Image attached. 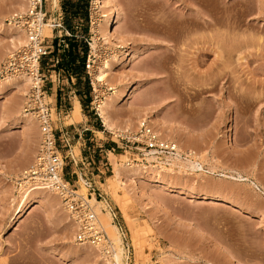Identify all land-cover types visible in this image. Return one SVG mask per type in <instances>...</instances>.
I'll use <instances>...</instances> for the list:
<instances>
[{"label": "rangeland", "instance_id": "obj_1", "mask_svg": "<svg viewBox=\"0 0 264 264\" xmlns=\"http://www.w3.org/2000/svg\"><path fill=\"white\" fill-rule=\"evenodd\" d=\"M21 1L0 0V25L8 22L14 12L21 11L17 6ZM116 1L121 9V33H114L111 42L95 39L92 27L103 17L93 0L88 3V18H78V22L76 17L71 18L72 25H77L74 31L70 30L72 35L51 27L49 36L44 27V34L50 37L47 43L55 48L43 62L47 69L57 71L49 72L57 84L49 93L54 94L55 100L50 96L47 100L52 103L56 127L63 132L67 127L70 132L62 135L67 140L60 142L66 179L86 195L89 187L81 188L83 176L108 201L112 221L124 235L128 264H264V193L244 180L245 177L237 180L235 172L229 169L235 166L247 178L264 181V6L260 15L258 9L254 10L258 0L208 1L221 18L231 17L239 23L250 24L240 25V36L249 40L232 57L234 75L240 76V84L233 83L227 89L228 84L221 88V84L206 82L217 72L215 53L198 56L186 39L185 35L228 33L221 24L213 29L197 26L189 29L187 15L197 14L198 3L191 8L186 0ZM47 8L49 14L54 15L59 3L54 9L49 0ZM184 25L188 30L179 32ZM57 35H61L58 43ZM13 36L7 29L0 32V52L5 51L0 55V62L16 48L4 50L12 44ZM175 36L180 38L176 40ZM171 42L177 47L176 51L171 49ZM84 44L88 45L87 53L93 54L91 74L101 97L113 92L114 89H109L113 83L100 82L94 74L111 53L117 56L110 75L132 85L131 96L116 107L120 118L113 129L103 125L96 114L91 103L94 92L86 70L78 79L72 66H65L73 56L77 59L74 65L79 64L84 56ZM244 50L253 54L249 60L237 61L235 54H244ZM134 52L138 53L136 57H133ZM27 89L28 85H18L0 94V264H109L98 247L96 250L94 247L76 248V224L64 209L60 196L53 191L40 192L33 209L20 220H12L16 206L12 199L19 188L18 179L33 163L41 136L34 116L22 117L16 113L18 108L23 110ZM77 100L82 118L72 123L68 118ZM140 104L156 107L159 120L156 124L150 121L163 137L187 147L179 162H173V154H156L159 158L149 159L141 142L132 143L138 122L146 118L145 113L139 112ZM84 127L93 129L97 136L88 129L81 133ZM122 128L130 129L128 143L113 134ZM224 133L228 138L232 136L233 144L227 142ZM184 141L192 144L187 146ZM97 143L104 144V151L96 148ZM107 145L115 157L105 150ZM192 145L200 152L203 171L182 165ZM165 156L173 165L161 167L160 161ZM129 162L139 164L140 171L136 175L128 173L127 185L122 186L115 169ZM209 166H215L216 172H208ZM223 172L229 174L231 180L223 179L220 176ZM174 185L177 188H172ZM213 188L224 192L229 203L213 202L203 196L213 192ZM181 190L191 191L190 195ZM102 209L107 211L104 206ZM109 232L112 235L111 230ZM219 243L221 249L226 246L236 259L218 252Z\"/></svg>", "mask_w": 264, "mask_h": 264}, {"label": "bare ground", "instance_id": "obj_2", "mask_svg": "<svg viewBox=\"0 0 264 264\" xmlns=\"http://www.w3.org/2000/svg\"><path fill=\"white\" fill-rule=\"evenodd\" d=\"M93 1H94L95 6L97 8L99 7V14L101 15V17L104 18V19L103 18L97 19L95 21L94 26L92 27V30L95 33V39L98 40L100 38H103L104 41L111 42L110 37L114 33H121L120 21H121L122 16H121V11H120L121 10L120 6L116 0H93ZM208 1L209 0H186V5L191 7V8L195 7L194 6L195 3H198V6H196L197 7V14L187 15L188 17H187L186 23H188L189 29L191 26L203 27L205 29H213L217 25L221 24V25H224L226 27L228 33L227 34H221L219 36H213L210 34H206V35L202 34L200 36H197L196 34H194V35H189V36L185 35V36H186V39L189 41V44L191 45V47L193 45V49H194L193 52H195L196 55H198V56H209V55H211V53H215V55H216V58H217L216 64L218 65V68L216 70L217 72H215L216 73L215 76L207 78V81H206L207 84L208 83L214 84V85L221 84V88L227 87L226 84H228L227 89H229V86L233 83L240 84V80L238 78L240 76L235 77V75H234L235 70L232 67L233 66L232 63L234 62V61L232 62V57L234 56V52L235 51L237 52L241 48L242 45H244V44L247 45L248 40H249L245 36H240L238 31H239V29H241L240 25L246 24V26H249L250 24H249V22H243V23L240 22L241 23L240 24L238 20L232 19L231 17L229 19L226 18V20H225V18L224 19L221 18L210 8ZM28 2H29V0L21 1V3L17 5L19 7L18 10H20V9H21V11L25 10L28 6ZM256 2H259V3H254V10L258 9L259 12H257V13H259L261 15V13H263L264 0H258ZM52 6L54 9H56L58 7V0H52ZM176 25H178V24H176ZM185 25H187V24H185ZM185 25H184V27L178 29L179 32L184 31V29L188 30V28L185 27ZM6 29L9 30L11 32V34L14 35L11 38L12 44L11 45L9 44V46H7L4 49V50H6V52L11 50V48H13V47H19V46L23 45L24 43H26L27 37H26L23 29L12 25V23L2 22L0 25V32H4ZM45 29H46L45 32H47V34L50 36V34H51L50 23L45 25ZM181 35H182V33H181ZM176 36H175L176 40L178 38H180V37L177 38ZM186 39L184 41L187 42ZM199 42H202V43H199ZM198 43L201 45H199ZM93 44L95 45V43H93ZM172 44H173V47L171 49L176 51L177 47H175L173 42H171V45ZM247 51L249 52V50H247ZM244 52H245V50H244ZM3 53L0 52V55ZM111 54L112 55L108 59H105L104 61H102L100 66L98 65V68H97L94 75L96 76L95 78H97V80L100 82L112 81V83H113V85H111V88L114 89L113 92L108 93V94H104V97L99 98V100L97 102L98 103L97 104L98 112H99L100 116L102 117L104 123L107 125V127L113 129L114 127H116V122H117L116 120L120 118V117L119 118L117 117L116 107H117L118 103H120V101H122L125 97L129 98L131 96L132 85L130 82L121 83L120 78L117 79V76H116V78L113 77L114 79L112 78V75H110L111 74V72H110L111 66H112V62L115 59V57L117 56V54H113V53H111ZM137 54H138L137 52H134L133 57H136ZM252 54L253 53H246V52L243 54V52H241V53H238L237 56L235 54V58L237 61L249 60V56ZM155 63H157V62H155ZM235 69H236V67H235ZM18 85H26L27 86L28 82L23 77H9L7 79L0 80V94L4 93L6 90L17 87ZM55 87H57L56 83H55ZM49 96L53 100H55L54 94L49 95ZM240 96H242V95H240ZM150 106L151 105L140 104L138 106L140 109L139 112L145 113V117L149 118V120L151 119V121L154 122V124H156V122L159 119L155 113H156V111L158 112V110H156V107H155V109L154 108L152 109V106L151 107ZM80 108H81L80 107V101L77 100L74 103V107L72 109V114L68 120L69 122L73 123V122L79 121L80 118H82ZM16 113H17V115L22 116V117H29L30 116L29 114L24 113L23 110L21 111L20 108L17 109ZM163 123L165 124L164 121H163ZM122 130H124V129L122 128ZM128 130H130V129H128ZM224 135L227 136V138H226L227 142H231V144H233L232 136H231V138H228V134L224 133ZM178 140L180 142V139H177V141ZM185 142L186 141H184V143ZM188 143L192 144L190 142H186L187 146H188ZM181 145L180 144L178 145L177 152L173 154L175 156L173 157L171 155L173 158L172 159L173 162L180 160L181 155H183V152H185L184 149L187 148L186 146L183 148L182 147L183 145L182 146ZM193 146L195 147V145H192V148L187 149L186 153L188 154V156L186 157V162L183 161L182 165H186L185 168L188 165L189 167H191V169H193L195 171H197V170L203 171L205 168H204V164L202 163V161L199 160L200 159V152H198V150H196L197 148L194 149ZM110 153L114 156L113 152H110ZM145 154L149 156L148 157L149 159L159 158L154 152L149 151L147 149H145ZM35 155L36 154L34 153V157H35ZM166 157H168V156H165V159L160 161L162 163L161 167H164V164L173 165V162H170L171 160L166 159ZM184 157H182V158L185 160ZM123 165H122V167L118 166L119 168L117 167V169H115V170H116V175L119 178L118 180L120 181V184H122V186L123 185L125 186V185H127L126 184V180H127L126 175L128 173L129 174L132 173V174L136 175L139 173L140 168H139V164H138V166H136L135 164H130V162L126 163V165L125 164H123ZM182 168H184V167H182ZM229 169L232 172H235L236 177L239 178L237 180L240 181V179L245 177L244 180L250 181L251 182L250 184L256 186L257 189H259L260 191H262V193H264V181L263 180H261V179H258L257 181L251 180V179L247 178L246 176H244L242 174V171L239 170L238 168H235V166L230 167ZM115 170H114V172H115ZM200 171H198V172H200ZM208 172L215 173L216 172L215 166L210 167ZM130 175H128V176H130ZM235 175L232 174V176H235ZM220 176L223 179L230 178V180H231V177L229 176V174L226 175V173H224V172L221 173ZM80 181H81V188L85 189L86 181H85L83 176H81ZM172 188H177V186L174 185V186H172ZM225 189H226V187H225ZM43 191H53L52 193L55 192L57 195H59L58 191L54 187H51L49 183H42L38 186L31 187V188L30 187L29 188H18L16 195H14V197L12 199V201L15 202V204H16V206L14 207V215L12 217V220H15V222H16V221L20 220V218L23 215L25 216V213L28 210H30L36 202L39 201V199L37 198L39 196L38 194L40 192H43ZM78 191L82 192V190H78ZM190 192L191 191L181 190V193H184V194L186 193L187 195H190ZM82 193H84V192H82ZM203 196L206 198L213 199V202H215V201H226L227 203H229L228 200H226L227 198H226L224 192L217 190V188L214 189L213 192L205 193ZM229 201H231V200H229ZM92 202H94L93 204H94V206H96L95 209L103 220L102 223H103L104 227L109 228L108 232L111 230L112 235H110V236L112 237V239L115 242V252H114V256H113L114 261H110L111 259L106 257L105 254L102 257H104V259L106 261H108L109 264H128V262L126 261L127 260V258H126V246H125L124 241H123L124 235L122 236V233H121L119 227L116 224H114L112 221L113 213H112L110 204L108 203V201L99 200L97 198H92ZM62 205L64 206V209H66L65 205L64 204H62ZM103 206L106 208V210H107L106 212L102 209ZM66 211H67V209H66ZM66 211H64V212H66ZM66 215H67V213H66ZM66 217H68V216H66ZM11 222H13V221H11ZM73 224L75 225V222ZM73 228H75V226ZM109 234H111V233L109 232ZM75 245H76V248H78L79 250L82 248L88 250L90 247H92V248L94 247V246L89 245L87 243H80V242H77ZM220 245L221 244L219 243V248L221 249ZM222 246H224V245H222ZM224 247H222V249L219 250L218 252H221L222 254H225L232 259H236V256L230 250L226 249V246H224ZM95 248L97 249V247H94L93 249L96 250Z\"/></svg>", "mask_w": 264, "mask_h": 264}, {"label": "built area", "instance_id": "obj_3", "mask_svg": "<svg viewBox=\"0 0 264 264\" xmlns=\"http://www.w3.org/2000/svg\"><path fill=\"white\" fill-rule=\"evenodd\" d=\"M48 2L49 0H29L25 10L14 12L9 17V23L24 30L27 41L12 49L0 62V80L9 77H23L27 80L28 89L25 93L23 111L34 116L41 128L40 143L33 163L24 170L17 183L19 188H31L42 183H49L51 187H54L76 224V241L98 247L106 257L111 259L115 252V242L104 227L92 202V198L98 197L106 201L105 197L96 191L92 183L87 180L85 181L89 192L84 195L65 177L64 157L60 150V142L67 139H63L62 130L56 127L52 117V103L47 100L50 91L54 90L53 74L49 75V72L57 73V71L54 68L47 69L43 62L55 46L47 43L46 40L50 37L44 35V27L50 23L53 30H65L68 35L72 33L65 25L62 12L56 11L54 15L49 14ZM48 14L53 17H48ZM60 36L58 35L57 38ZM56 62L58 63L59 60L56 59ZM93 68L94 58L90 51L86 55L85 70L94 92L91 103L94 104L96 114L104 125L98 112L97 102L102 97L92 78ZM109 89L112 90L111 87ZM118 132H113V134L120 136L122 140L126 139V143L130 142L131 133L128 129ZM135 133L136 139L132 143L141 142L145 149L157 155L174 154L178 150L177 142L163 137L147 118H142L138 122Z\"/></svg>", "mask_w": 264, "mask_h": 264}, {"label": "trees", "instance_id": "obj_4", "mask_svg": "<svg viewBox=\"0 0 264 264\" xmlns=\"http://www.w3.org/2000/svg\"><path fill=\"white\" fill-rule=\"evenodd\" d=\"M88 3L89 0H62L63 11L65 13V25L68 29L74 31L73 25L71 23L72 17L88 18ZM87 30L88 28L85 27V31ZM87 50H88V45L84 44L83 45L84 56L81 57L78 65H74L76 64L75 62L77 61L76 56L71 57V59L67 61V65H65L66 67H70V65L72 66L73 73L78 79H80L83 76V72L85 70L84 62H85V56ZM85 82H86L87 90L89 92L90 86L88 83V79H86ZM79 95L81 96V92L79 93Z\"/></svg>", "mask_w": 264, "mask_h": 264}, {"label": "crops", "instance_id": "obj_5", "mask_svg": "<svg viewBox=\"0 0 264 264\" xmlns=\"http://www.w3.org/2000/svg\"><path fill=\"white\" fill-rule=\"evenodd\" d=\"M58 3H59V9L57 10V11H59V12H62L63 14H64V21H65V13H64V11H63V6H62V0H58ZM79 17H76L75 18V20H77ZM77 22H78V20H77ZM76 29L77 28V25H75V24H73V29ZM58 36V35H57ZM57 36L55 37V38H57ZM60 39H58L57 38V43H58V41H59ZM54 82V81H53ZM53 85H54V87H55V82L53 83ZM55 90V89H54ZM74 103H75V101H74ZM73 107H74V105H73ZM73 107H72V109H73ZM72 109L70 110L71 111V114H72ZM70 118V117H69ZM69 118H68V120H69ZM88 119V118H87ZM61 129V128H60ZM92 130V133L94 132V130L93 129H89V128H87V127H84L83 128V130L81 131V133L82 132H84L85 130ZM62 130V129H61ZM62 132H63V130H62ZM102 133H104V130H102L101 131ZM70 132H69V129L67 128V127H65V129H64V132H63V134H61V135H66V134H69ZM87 135H88V133H86ZM94 135L93 136H97L95 133H93ZM63 137V136H62ZM100 137H98V139H99ZM96 148H100L99 150L100 151H104V148L102 149V146H104V144H100V143H97L96 144ZM113 149V148H112ZM105 150H107V151H111L110 150V148H109V145H107V148L105 149ZM112 152V151H111ZM104 163V162H103Z\"/></svg>", "mask_w": 264, "mask_h": 264}]
</instances>
